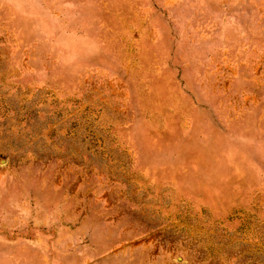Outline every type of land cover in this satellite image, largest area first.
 <instances>
[{"label": "rangeland", "instance_id": "374dc122", "mask_svg": "<svg viewBox=\"0 0 264 264\" xmlns=\"http://www.w3.org/2000/svg\"><path fill=\"white\" fill-rule=\"evenodd\" d=\"M0 264H264V0H0Z\"/></svg>", "mask_w": 264, "mask_h": 264}]
</instances>
